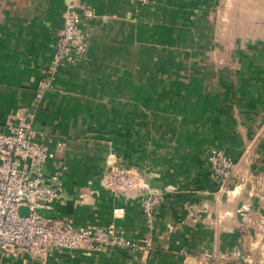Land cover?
<instances>
[{
	"label": "crops",
	"instance_id": "crops-1",
	"mask_svg": "<svg viewBox=\"0 0 264 264\" xmlns=\"http://www.w3.org/2000/svg\"><path fill=\"white\" fill-rule=\"evenodd\" d=\"M81 1L86 52L57 70L34 121L54 154L45 174L63 186L51 214L114 224L150 248L46 264H264V0ZM64 11L65 0H0V132L34 106ZM211 149L233 163L225 189L208 177ZM115 167L161 197L152 227L146 191L105 189ZM0 264L42 263L17 252Z\"/></svg>",
	"mask_w": 264,
	"mask_h": 264
},
{
	"label": "built area",
	"instance_id": "built-area-1",
	"mask_svg": "<svg viewBox=\"0 0 264 264\" xmlns=\"http://www.w3.org/2000/svg\"><path fill=\"white\" fill-rule=\"evenodd\" d=\"M135 1L140 5L152 2ZM85 11L86 6L81 0H65L63 28L54 46L52 60L37 82L34 106L26 111L18 124L0 132V255L23 252L46 264L51 259L60 261L63 257H72L74 251L87 254L112 249L146 252L150 248L145 239L135 241L114 224L79 227L51 214L54 205L63 197V186L58 177L45 174L46 164L54 154L36 142L34 121L57 70L86 52L87 44L80 31L81 15ZM207 165L211 182L220 189L230 185L234 166L222 151L211 149ZM104 187L117 196L146 191L143 193V218L149 227L154 225L161 197L145 190L142 176L115 167ZM113 213L122 214L123 209H113ZM200 258L209 262L213 256L205 253Z\"/></svg>",
	"mask_w": 264,
	"mask_h": 264
},
{
	"label": "water",
	"instance_id": "water-1",
	"mask_svg": "<svg viewBox=\"0 0 264 264\" xmlns=\"http://www.w3.org/2000/svg\"><path fill=\"white\" fill-rule=\"evenodd\" d=\"M23 210L21 209V212H22Z\"/></svg>",
	"mask_w": 264,
	"mask_h": 264
}]
</instances>
